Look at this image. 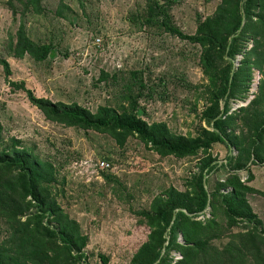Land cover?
Wrapping results in <instances>:
<instances>
[{"label":"trees","instance_id":"1","mask_svg":"<svg viewBox=\"0 0 264 264\" xmlns=\"http://www.w3.org/2000/svg\"><path fill=\"white\" fill-rule=\"evenodd\" d=\"M15 1L22 14L44 12L42 0ZM145 1L134 16L143 26L201 48L199 62L208 82L199 86L206 102L195 135L140 115L139 99L148 87L137 71L130 72L134 80L122 84L119 107L101 105L95 112L75 101L34 95L24 81L9 80L10 63L0 57L6 79L24 90L48 121L108 134L120 146L136 137L162 157H200L198 171L186 179L183 190L169 186L149 208L137 212L150 233L131 264H264V226L249 201L251 195L264 196L254 184L253 170L264 167V0H221L212 15L198 19L193 34L174 23L173 0ZM11 51L36 62L54 55L52 43L32 39L24 21ZM253 69L262 74L258 91L247 105L234 109V103L248 97ZM108 77L103 72L100 80ZM218 144L230 150L226 162L213 154ZM221 169H227L226 177L210 181ZM56 170L21 139L5 136L0 122V218L8 227L0 240V264H90L84 250L88 236L54 194Z\"/></svg>","mask_w":264,"mask_h":264},{"label":"rangeland","instance_id":"2","mask_svg":"<svg viewBox=\"0 0 264 264\" xmlns=\"http://www.w3.org/2000/svg\"><path fill=\"white\" fill-rule=\"evenodd\" d=\"M173 1L174 23L193 34L198 19L212 15L221 0ZM145 2L42 0V14H22L15 0H0V57L10 63L9 80L24 81L38 97L75 101L95 112L101 105L119 107L122 84L134 80L130 72L137 71L148 87L139 99L140 115L150 123L166 122L174 132L195 135L206 102L199 86L208 82L199 62L201 48L143 26L134 16ZM22 21L36 42L52 43L53 56L42 62L14 56L11 45ZM242 57H237L238 64ZM103 72L109 74L107 80H100ZM253 76L248 97L234 103V109L257 93L262 74L253 69ZM0 122L5 136L21 139L39 159L55 165L54 194L88 236L84 250L90 264H131L150 233L137 212L149 208L169 186L183 190L186 179L198 171L199 156L162 157L136 137L120 146L108 134L48 121L24 90L9 84L1 63ZM229 153L222 144L213 149L220 163ZM103 159L110 161L109 168H101ZM253 170L254 184L264 190V167ZM227 172L221 169L209 180L225 178ZM249 201L264 226V196L251 195ZM7 230L0 218V240Z\"/></svg>","mask_w":264,"mask_h":264},{"label":"built area","instance_id":"3","mask_svg":"<svg viewBox=\"0 0 264 264\" xmlns=\"http://www.w3.org/2000/svg\"><path fill=\"white\" fill-rule=\"evenodd\" d=\"M110 167V162L107 159H103L101 162V168H109Z\"/></svg>","mask_w":264,"mask_h":264},{"label":"water","instance_id":"4","mask_svg":"<svg viewBox=\"0 0 264 264\" xmlns=\"http://www.w3.org/2000/svg\"><path fill=\"white\" fill-rule=\"evenodd\" d=\"M241 105H243V104H241ZM240 106V105H239ZM182 239V238H181Z\"/></svg>","mask_w":264,"mask_h":264}]
</instances>
